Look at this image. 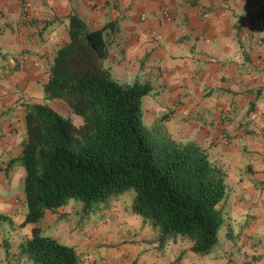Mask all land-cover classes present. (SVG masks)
Instances as JSON below:
<instances>
[{
    "label": "crops",
    "instance_id": "obj_1",
    "mask_svg": "<svg viewBox=\"0 0 264 264\" xmlns=\"http://www.w3.org/2000/svg\"><path fill=\"white\" fill-rule=\"evenodd\" d=\"M73 11L91 29L115 22L103 63L120 83L150 84L141 100L147 128L206 149L222 169L223 222L206 255L182 236L161 244L133 212L120 213L114 231L88 222L76 238L72 215L60 217L63 205L45 211L41 232L88 251L91 263L103 256L105 264H264V0H0V264H36L20 252L34 225L21 224L25 169L8 165L22 153L26 108L47 103L81 122L43 90ZM106 238L117 245L104 250Z\"/></svg>",
    "mask_w": 264,
    "mask_h": 264
},
{
    "label": "trees",
    "instance_id": "obj_2",
    "mask_svg": "<svg viewBox=\"0 0 264 264\" xmlns=\"http://www.w3.org/2000/svg\"><path fill=\"white\" fill-rule=\"evenodd\" d=\"M67 18L69 40L57 49L43 90L45 99H62L81 122L47 103L26 108L22 153L8 162L25 169L21 224H34L20 252L36 264H92L73 245L43 234L37 222L70 198L82 201L86 216L110 194L133 189L132 212L149 221L161 244L182 236L191 251L210 253L223 222L222 169L206 149L156 136L144 124L141 100L150 84L120 83L103 63L114 21L91 29L74 11Z\"/></svg>",
    "mask_w": 264,
    "mask_h": 264
},
{
    "label": "rangeland",
    "instance_id": "obj_3",
    "mask_svg": "<svg viewBox=\"0 0 264 264\" xmlns=\"http://www.w3.org/2000/svg\"><path fill=\"white\" fill-rule=\"evenodd\" d=\"M141 109H142V104H141ZM154 131V134L156 136H161L162 134V129L160 128L159 130ZM134 195V190L133 189H128L126 191H124L123 193H112L109 196H107L104 200L100 201L95 207L94 209L86 216H83L81 213L82 210V201L77 200L75 198H70L68 200V202L63 206L67 212H60V217H62V215H72V218L74 219V223L75 226L72 229L73 230H77L76 232V238L77 237H81L83 236V230L88 226V222H91L93 224V226H95L94 224L96 222H98L99 226H95L96 228H100L102 230V233H104V231H109V230H113L114 229L112 227H114L116 220L120 219V213L123 215V217H126L128 214L131 215L132 210H131V201ZM102 210H105L106 212H110L109 215L107 217L106 214H102ZM54 212V211H51ZM62 214V215H61ZM91 214V215H90ZM102 214V215H101ZM49 214H47V218H49L48 216ZM88 217L89 221H83L85 218ZM83 218V219H82ZM122 219V218H121ZM66 222L69 224L70 220H66ZM87 230H85L86 232ZM89 234L91 236V231L89 230ZM63 237L67 238V234L66 232L63 231L62 233ZM86 236L88 234H85ZM188 239V238H185ZM62 241V240H61ZM63 243L65 241H62ZM117 242H109L108 238H106V240L104 241V243L101 245L103 246V249H112V247H114L117 244H114ZM66 244V242H65ZM70 245V244H69ZM91 253H89L88 251L84 252L83 258H87V255H89ZM104 257H99L96 258L92 264H105V262H102V259ZM88 259V258H87Z\"/></svg>",
    "mask_w": 264,
    "mask_h": 264
}]
</instances>
